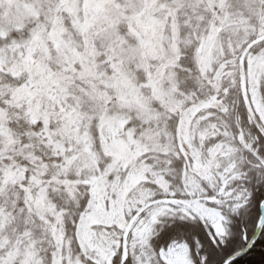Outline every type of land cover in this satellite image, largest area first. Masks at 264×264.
<instances>
[{"label":"snow or ice","instance_id":"snow-or-ice-1","mask_svg":"<svg viewBox=\"0 0 264 264\" xmlns=\"http://www.w3.org/2000/svg\"><path fill=\"white\" fill-rule=\"evenodd\" d=\"M257 246L264 0H0V264Z\"/></svg>","mask_w":264,"mask_h":264},{"label":"trees","instance_id":"trees-1","mask_svg":"<svg viewBox=\"0 0 264 264\" xmlns=\"http://www.w3.org/2000/svg\"><path fill=\"white\" fill-rule=\"evenodd\" d=\"M262 260H264V248L257 246L244 264H261Z\"/></svg>","mask_w":264,"mask_h":264}]
</instances>
